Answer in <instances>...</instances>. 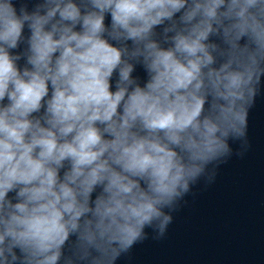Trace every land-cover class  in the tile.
Returning a JSON list of instances; mask_svg holds the SVG:
<instances>
[{
    "label": "clouds",
    "instance_id": "1",
    "mask_svg": "<svg viewBox=\"0 0 264 264\" xmlns=\"http://www.w3.org/2000/svg\"><path fill=\"white\" fill-rule=\"evenodd\" d=\"M262 90L264 0H0V264L164 239Z\"/></svg>",
    "mask_w": 264,
    "mask_h": 264
},
{
    "label": "water",
    "instance_id": "2",
    "mask_svg": "<svg viewBox=\"0 0 264 264\" xmlns=\"http://www.w3.org/2000/svg\"><path fill=\"white\" fill-rule=\"evenodd\" d=\"M248 136L247 154L222 165L214 184L194 186L164 239L137 244L116 264H264V90Z\"/></svg>",
    "mask_w": 264,
    "mask_h": 264
}]
</instances>
